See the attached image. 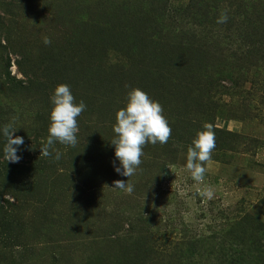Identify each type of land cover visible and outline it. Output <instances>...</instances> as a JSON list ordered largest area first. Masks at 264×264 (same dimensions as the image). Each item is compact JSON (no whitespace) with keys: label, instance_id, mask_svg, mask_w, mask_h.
Wrapping results in <instances>:
<instances>
[{"label":"rangeland","instance_id":"1","mask_svg":"<svg viewBox=\"0 0 264 264\" xmlns=\"http://www.w3.org/2000/svg\"><path fill=\"white\" fill-rule=\"evenodd\" d=\"M59 84L86 110L57 161L40 147ZM136 87L172 133L128 180L110 140ZM9 123L24 144L7 163L0 135V264H264V0H0ZM205 123L216 147L196 182L186 156Z\"/></svg>","mask_w":264,"mask_h":264},{"label":"clouds","instance_id":"2","mask_svg":"<svg viewBox=\"0 0 264 264\" xmlns=\"http://www.w3.org/2000/svg\"><path fill=\"white\" fill-rule=\"evenodd\" d=\"M227 21L228 13L224 11L218 16L216 23L224 24ZM43 42L45 45L51 43L47 37ZM50 103L52 108L49 114L48 137L40 147V156L50 157L54 154V159L58 161L62 154L55 149V144L59 142L69 147L77 145V118L86 110V104L83 100L76 102L67 84H59L55 87ZM17 129L13 127V123L0 126V135L5 139L2 148L3 159L7 163H17L22 158L18 152L24 144V138L13 135ZM113 133L114 137L110 143L114 146V170L119 175L128 177L129 180L141 164L143 146L148 143H167L172 129L163 115V108L159 102L152 99L143 89L136 87L126 93L124 107L116 111ZM215 147L212 126L205 123L202 130L196 133L187 150L186 168L194 181H203L206 172L203 165L211 159V153ZM112 187L127 193L133 191V185L123 180L114 181ZM202 195L211 199L213 192L210 188L205 189Z\"/></svg>","mask_w":264,"mask_h":264},{"label":"trees","instance_id":"3","mask_svg":"<svg viewBox=\"0 0 264 264\" xmlns=\"http://www.w3.org/2000/svg\"><path fill=\"white\" fill-rule=\"evenodd\" d=\"M6 167H8V170L13 171L14 169H16V166L13 164H7Z\"/></svg>","mask_w":264,"mask_h":264}]
</instances>
